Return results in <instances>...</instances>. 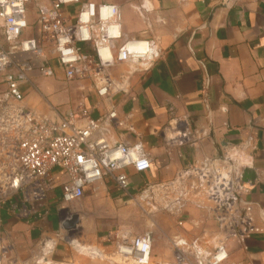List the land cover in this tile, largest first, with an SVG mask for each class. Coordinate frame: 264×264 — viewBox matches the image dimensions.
Wrapping results in <instances>:
<instances>
[{"label": "crops", "instance_id": "crops-1", "mask_svg": "<svg viewBox=\"0 0 264 264\" xmlns=\"http://www.w3.org/2000/svg\"><path fill=\"white\" fill-rule=\"evenodd\" d=\"M51 2H28L22 39L41 43L37 8ZM85 3L116 6L122 18L120 38L108 43L113 62L102 69L110 81L106 96L97 94L101 74L69 81L51 59L54 74L43 77L40 63L30 54L13 56L15 61L31 60L33 66L29 82L21 86V106L55 122L81 111L101 121L93 139L110 146L140 145L150 159L145 172L125 169L126 193L105 177L95 191L85 188L83 203L91 209L102 202L108 208L113 204L126 207L144 197L168 195L178 175L189 174L204 158L251 139L257 151L252 166L242 175L250 184L254 182L246 199L253 206L256 232L243 243L228 240L227 257L221 264H264V0H78L63 7L65 20L74 23ZM130 40L152 42L157 48L159 56L147 70L115 61L117 50ZM80 47L94 56L91 43ZM111 113L114 117L109 119ZM84 122L83 118L77 125ZM50 177L56 185L48 191L40 217L19 222L1 212L0 228L5 240L13 244L16 260L51 242L56 232L52 211L60 200L57 184L64 178L59 170H53ZM161 201L174 213L171 219L179 226L177 235L191 253L200 249L208 254L195 255L197 264H208L222 239L210 206L190 195L180 202Z\"/></svg>", "mask_w": 264, "mask_h": 264}, {"label": "built area", "instance_id": "built-area-1", "mask_svg": "<svg viewBox=\"0 0 264 264\" xmlns=\"http://www.w3.org/2000/svg\"><path fill=\"white\" fill-rule=\"evenodd\" d=\"M29 1L0 0V216L1 212H6L19 222L41 216L48 191L56 185L50 177L53 170H59L64 178L57 184L60 200L70 203L83 198L87 187L95 191L105 177H109L119 191L126 193L129 179L125 169L132 168L136 173H142L150 168L138 170L134 163H124L129 150L136 145L110 146L102 139H93L100 130V120L74 111L55 122L21 106L24 99L21 86L29 82L28 75L33 66L31 60L15 61L14 54H30L31 59L40 63L38 71L43 77L53 76L50 66L53 59L63 70L66 80L95 78L113 62H102L99 51L107 48L109 52L108 43L120 38V34L118 37L108 35L114 25L119 26L120 33L122 18L119 9L112 5L85 3L77 11L75 22L69 23L63 17L62 9L77 4L78 0H52L49 6H38L39 44L35 39L21 38L27 28L25 15ZM90 6L92 14L87 22H81V15L89 11ZM106 7L114 8L115 12L107 19H101V9ZM85 31L88 39H83ZM90 43L93 45V57L82 52L80 47ZM139 43L135 40L125 42L117 50L115 61L139 65L141 70H147L159 53L152 42H144L148 46L145 53L127 51L129 46ZM109 86V78L103 74L97 89L98 96H106ZM113 117V113L108 115L109 119ZM83 118L84 124L77 125ZM121 149L124 155L113 159ZM140 151L141 158L150 165L148 156ZM256 151L257 144L248 139L220 155L204 158L199 167L193 168L189 174L178 175L171 184L173 191L179 190V196L203 197L210 206L211 219L222 239L208 264H221L226 259L225 243L228 240L243 243L256 232L252 223L253 206L246 199L249 186L254 182L250 184L242 175L243 170L252 166ZM150 241L146 235L134 242L140 263L145 252L148 263ZM191 247L195 249L194 244ZM221 252L225 258L217 262L215 258ZM195 253L198 256L197 251ZM177 260L178 264H184L180 256Z\"/></svg>", "mask_w": 264, "mask_h": 264}, {"label": "rangeland", "instance_id": "rangeland-1", "mask_svg": "<svg viewBox=\"0 0 264 264\" xmlns=\"http://www.w3.org/2000/svg\"><path fill=\"white\" fill-rule=\"evenodd\" d=\"M169 193L131 201L126 207L113 204L108 208L102 202L91 209L82 198L70 203L59 200L52 211L57 223L49 254H43L45 244L50 242L47 241L29 256L14 259L13 244L5 240L6 233L0 228V264H36L41 258L44 264H141L134 242L146 235L151 240L147 264H178V256L184 264H197L196 253H191L188 244L177 235L179 226L171 219L174 213L160 204L161 200L180 202L185 197L179 196V190ZM198 199L208 204L203 197ZM73 215L78 216V225L65 231L62 224ZM103 238L106 241L101 246ZM72 241L77 245L71 244ZM93 250L97 254L92 253Z\"/></svg>", "mask_w": 264, "mask_h": 264}, {"label": "clouds", "instance_id": "clouds-1", "mask_svg": "<svg viewBox=\"0 0 264 264\" xmlns=\"http://www.w3.org/2000/svg\"><path fill=\"white\" fill-rule=\"evenodd\" d=\"M145 7H149V6L145 5ZM114 12H115L114 8H107V7L102 8L101 9V19H107L108 17L112 16ZM91 14H92V11H91V6H90L89 11H86L81 15V22H87L88 18ZM119 34L120 33H119V26L118 25H114L108 31V35L110 37H118ZM88 38H89L88 34L85 31L83 39H88ZM127 51L130 53H145L148 51V46L145 43H140V44H137L135 46H129L127 48ZM99 54H100L102 62L111 60V56H110L107 48L100 49ZM123 58L124 57L121 56V59H123ZM140 149H141V146L136 145L135 148L129 150L128 156L124 158V163L125 164H128L130 162L134 163L138 170H143L144 168L149 167L150 166L149 162L146 159L141 158L142 154H141ZM123 155H124V152H123V149H121V150L117 151L112 158L117 159V158L122 157ZM73 243H75V242H73ZM180 243H183V241H181ZM144 247L146 250L147 246L145 245ZM52 248H53V244L51 242H47L45 244V248L43 249L44 256H47L49 254V251ZM197 254H198V256L199 255H204V256L208 255L207 253H204L200 249H197ZM224 258H225V254L223 252H221V254H219L215 259L218 262L220 260H223ZM36 264H44L43 259L41 258V259L37 260ZM141 264H147V252H145V257H144V260L141 262ZM200 264H203V261H200Z\"/></svg>", "mask_w": 264, "mask_h": 264}, {"label": "water", "instance_id": "water-1", "mask_svg": "<svg viewBox=\"0 0 264 264\" xmlns=\"http://www.w3.org/2000/svg\"><path fill=\"white\" fill-rule=\"evenodd\" d=\"M77 225H78V216L73 215L70 219L65 220V222L62 224V228L65 231H69L75 229Z\"/></svg>", "mask_w": 264, "mask_h": 264}, {"label": "bare ground", "instance_id": "bare-ground-1", "mask_svg": "<svg viewBox=\"0 0 264 264\" xmlns=\"http://www.w3.org/2000/svg\"><path fill=\"white\" fill-rule=\"evenodd\" d=\"M141 43H144V42H141ZM139 44H140V43H139ZM73 242H74V241H72L71 244H73V245L76 246L77 244H75V243H73ZM76 248H77V247H76ZM80 249H82V248H80ZM80 249H79V250H80ZM85 251H86V250H85ZM90 253H91V252H90ZM92 253L97 254L96 251H94V250L92 251Z\"/></svg>", "mask_w": 264, "mask_h": 264}]
</instances>
